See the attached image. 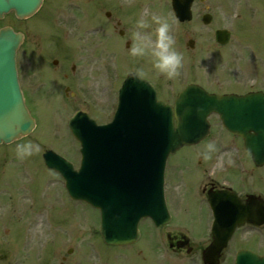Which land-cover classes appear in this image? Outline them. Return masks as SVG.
<instances>
[{
  "label": "rangeland",
  "instance_id": "obj_1",
  "mask_svg": "<svg viewBox=\"0 0 264 264\" xmlns=\"http://www.w3.org/2000/svg\"><path fill=\"white\" fill-rule=\"evenodd\" d=\"M100 1L107 4V0ZM134 1L137 2L135 11L142 9L141 15L146 14L150 21L148 32H152L153 38L157 26L151 21L153 14L165 17L171 25L174 46L184 57L176 77L169 79L160 73L153 66L151 55L133 56L130 52L133 42L125 46V42L112 37L98 36L99 0H45L40 11L30 19L19 21L12 13L0 19V27L7 25L25 33L26 39L17 53V68L29 101L26 105L36 120L35 129L27 137L10 145H0V261H7L4 264H158L161 261L156 256L163 261L161 264L173 261L174 257L164 252L167 250L164 239V243L159 242V246L165 247L160 251L162 254L155 253L159 247L154 243L155 235L147 219L138 225L145 233L140 243L116 248L106 246L98 235V212L67 197L61 178L44 166L43 152L51 149L78 163V149L68 133L67 119L80 110L97 123L109 121L119 82L131 70L155 76L164 99H171L175 90L190 82L233 94L245 89H264V61L258 60V69L243 70V61L251 57L247 51L236 50L240 25H231L237 21L238 7L244 8L248 0H235V3L205 0L201 6L195 0L193 18L184 24H179L170 13V0ZM255 5L258 21L252 27L248 24L246 28H249L244 31L250 34L249 43L264 56V0H258ZM206 13L212 16L207 27L201 23ZM219 28L233 30L230 45L215 44L213 33ZM189 39L194 42L193 49L186 45ZM73 78L79 79L78 85L72 84ZM211 121V137L198 145V151L210 142L225 150L222 156L228 161L232 159L230 164H233L225 177L216 178L223 182L233 173L234 179L230 181L237 189H254L255 183L263 180L264 169L257 172L242 153L233 157L235 150L243 152L239 140L219 131L214 116ZM30 140L40 144V152L18 158L16 145ZM197 148L184 147L169 159L166 179L170 184L169 201H173L169 207L182 221L176 219L163 230L172 235L185 226L199 225L200 218L204 217L203 213H196L200 209L196 207L194 192L191 194L196 185L197 168L202 167L196 160ZM185 233L195 239L193 231L185 230ZM252 240L247 243L256 253L264 251V240L260 243Z\"/></svg>",
  "mask_w": 264,
  "mask_h": 264
},
{
  "label": "water",
  "instance_id": "obj_2",
  "mask_svg": "<svg viewBox=\"0 0 264 264\" xmlns=\"http://www.w3.org/2000/svg\"><path fill=\"white\" fill-rule=\"evenodd\" d=\"M40 1L0 0V18L11 10L18 18L28 17ZM191 2L172 0L174 14L180 22L191 19ZM209 20L210 17H204V23ZM21 40L22 35L10 28L0 30V143L4 144L29 134L34 126L15 72V51ZM216 41L225 44L228 33L217 31ZM188 44L192 47L191 41ZM135 102L125 100L121 114L107 126L94 127L81 119L77 123L80 113L68 122L70 131L83 147L85 164L79 172H73L69 163L50 151L43 155L45 165L64 176L72 199L100 210V234L109 245L135 241L140 218L148 216L156 225L165 222L161 179L165 156L183 145L201 141L208 132L206 117L210 113L218 114L226 129L243 137L256 164L264 162V94L261 92L242 97L218 96L189 85L179 93L173 110L161 103ZM171 113L177 121L175 128L171 127Z\"/></svg>",
  "mask_w": 264,
  "mask_h": 264
},
{
  "label": "flooded vegetation",
  "instance_id": "obj_3",
  "mask_svg": "<svg viewBox=\"0 0 264 264\" xmlns=\"http://www.w3.org/2000/svg\"><path fill=\"white\" fill-rule=\"evenodd\" d=\"M232 1H234L233 3H235V0ZM257 1L258 0H255V4ZM136 3L137 2L133 0H107V4H105V2L103 3L99 0V22L97 23L98 26L96 25L98 27L97 35L99 36L100 34V36L112 37L111 39L118 40V42H125L126 45H129V42H133V32L136 30L135 22L141 16V13L137 15L138 9L137 11H135ZM245 3L247 5L244 6L243 13L240 14V16H242L241 28L243 31L244 29L252 27L253 24L257 23V14L259 15L258 8L256 9V5L253 4L252 0H248V2ZM193 5L195 4L193 3ZM192 12H194V6L192 8ZM248 24L249 27L246 28ZM145 31H148V28L145 29ZM249 37L250 34L246 33L245 31L238 35V38H241V42L239 41V43H237L236 50H239L240 53H242L243 51H247L249 55L251 51H256L254 47L249 43ZM245 63L251 70L255 69L257 66L256 61L253 60V57L248 59ZM53 64L56 65L57 60H54ZM74 69L75 67L73 66L71 70L74 71ZM129 73H135L139 77L149 81L154 87L157 96L162 101L167 103L173 102L176 92L173 93V97L171 99H164V92L162 93V91L159 89V85L154 79L155 76L153 78V75L150 74V72L149 74H146L131 70V72ZM78 83V78L72 79L73 85H78ZM203 149H206L207 151V148H202L197 151V161L198 163L202 164L201 169L197 168V180L194 188L196 193L195 196L197 199L196 205L198 206V208H207V202L209 201V198L213 197L216 192L221 193V191L225 190L231 191L229 187L230 185L228 184V182H230V179L225 178V180L222 182L221 180L216 178L218 175H224L225 177L227 172L228 165H225L226 159L224 158V156H222L223 152L216 149L211 153L210 159H205L202 155V153H204L202 151ZM217 160H220L218 162L219 169L217 172L215 170L211 172L208 166L212 165V167L215 169L214 166L216 165ZM169 185L170 184L168 183V187ZM263 186L264 185L262 183V180L258 181L255 183V186L253 187L254 189H252L251 187H246L242 192V195L240 194L239 198L241 204L245 208L256 207V211H252V209H244L242 211V215H245L246 217L250 215L251 219L245 220V222H243L241 226L235 228L225 246L218 252L217 258L211 256L205 258L204 254L215 240L214 232L217 229L219 233H221V231L225 232L227 230V226L223 222L215 221L210 211L209 215H207L206 217V210H196V213L204 214V217L200 218L198 222L199 225L190 227L185 226L184 229H181L180 231L176 230L175 234L172 235L168 231L165 232L163 230L170 226L172 221L174 222L176 221V219L177 221L180 220V217L177 218V214L173 212L174 209L172 210L169 205L168 209L170 210L169 212L171 216L170 224L160 228L159 232H152L153 234H155L154 243L156 247H159V250L156 251V247H151V250H155V253L159 254L162 247H164L162 245L159 246V242L164 243V239L167 244V250H165L166 255H172L174 257L173 261H164V264H167L169 262L171 264H235L234 260L237 251L245 249L255 252L253 250L254 248L247 243L248 240H252L255 238V240L252 241L257 240L258 243H260V240H264V210L257 204V200L264 198L262 197L264 195ZM166 194L169 200L167 187ZM220 195L224 194L221 193ZM170 202L173 203L172 200H170ZM173 208H175V205H173ZM252 214H254L255 216H253ZM186 215L189 216L193 214L187 213ZM185 230L193 231L195 239L192 240L191 238H188ZM144 236L145 233L143 232L141 235V239ZM169 250H171L172 253ZM257 254L264 256V251ZM158 260L163 262L161 259ZM161 262H159L158 264H161ZM4 263H7V261H0V264Z\"/></svg>",
  "mask_w": 264,
  "mask_h": 264
},
{
  "label": "clouds",
  "instance_id": "obj_4",
  "mask_svg": "<svg viewBox=\"0 0 264 264\" xmlns=\"http://www.w3.org/2000/svg\"><path fill=\"white\" fill-rule=\"evenodd\" d=\"M151 21L157 25L155 28V38L152 32L145 31L150 27V21L146 14H142L136 20V30L133 32V44L130 52L133 56L151 55L153 66L169 79L179 75V70L183 66V54L175 48V37L171 31V25L165 17L153 14ZM207 151L202 153L205 159L211 158V153L216 150V145L210 142ZM41 150L39 143L27 141L16 145V154L18 158H25L38 153Z\"/></svg>",
  "mask_w": 264,
  "mask_h": 264
}]
</instances>
